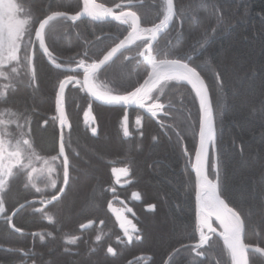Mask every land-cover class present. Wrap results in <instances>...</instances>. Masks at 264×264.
<instances>
[{"label": "trees", "instance_id": "obj_1", "mask_svg": "<svg viewBox=\"0 0 264 264\" xmlns=\"http://www.w3.org/2000/svg\"><path fill=\"white\" fill-rule=\"evenodd\" d=\"M14 1L23 6L24 13L41 19L55 11L73 14L81 10V0ZM96 1L109 8L121 3ZM173 2L175 18L159 37L158 47L164 50L177 41L181 48L191 46L197 70L210 86L219 143L218 168L212 169L210 162L209 176L214 180L219 175L229 206L236 208L246 221L244 242L264 248V0ZM162 3L163 0H142L132 8L144 19L142 27L159 22L157 13H162ZM24 13L20 14L25 18ZM51 24L50 35L57 40L56 54L64 56L81 51L94 36L103 33L121 39L127 32V26L121 25L125 30L120 34L119 22L114 20L82 18L71 26L72 21L57 19ZM111 44V40H106L97 47ZM135 51L118 55L114 63L98 73L94 80L98 87L122 94L121 85L135 82L137 72L143 73V68L137 67L135 59L125 60ZM35 65L36 83L30 84L22 73L14 87L7 89V99L0 97V112L8 109L27 118L25 131L30 135L25 138L32 141L42 160L59 151L58 138L63 131L72 179L64 198L47 206L52 221L37 211L45 207L39 203L42 198L50 199L55 194L52 189H45L42 196L25 188L24 175L9 179L4 215L11 216L25 200L36 202L14 216L12 223L21 229L20 233L0 216V264H231L224 242L216 234L211 244L203 247L202 257H197L191 248L173 255L174 249L195 245L199 239L195 232V177L191 170L199 105L193 99L191 86L173 85L157 93L163 97L160 102L171 107L152 118L133 107L98 104L78 86L71 85L66 89L64 104L70 128L61 129L53 90L56 73L38 45ZM81 75L82 72L80 79ZM8 84L9 80L0 77V91ZM89 103L92 114L86 123L84 112ZM125 114L127 137L122 122ZM137 116L140 124L136 123ZM92 127L97 128V134L91 133ZM178 132L184 137L182 140ZM185 149L189 155L184 154ZM114 166L130 169L122 184L114 180ZM58 183L63 184L62 168ZM109 201L132 210L127 211L136 225L131 241L120 228ZM148 205H154V210H149ZM88 220L93 224L80 229L79 225ZM212 225L220 230L214 219ZM70 237L76 240L71 241ZM117 237L121 239L118 241ZM109 246L115 249V255L107 253ZM249 261L264 264V256L250 250Z\"/></svg>", "mask_w": 264, "mask_h": 264}, {"label": "snow or ice", "instance_id": "obj_2", "mask_svg": "<svg viewBox=\"0 0 264 264\" xmlns=\"http://www.w3.org/2000/svg\"><path fill=\"white\" fill-rule=\"evenodd\" d=\"M140 2L142 0H121V3L109 8L103 4H96L95 0H82L81 10L74 14L67 11H55L41 19L24 13L23 6L13 3L12 0H9L6 5L4 0H0V77L10 81V84L4 85V90L0 91V97L7 99V89L14 87V82L21 77L22 73L28 78L30 84L36 83L35 56L37 45L56 73V83L53 90L61 129L65 126L70 128L64 104L66 89L71 85L78 86L82 92H86L88 96L106 105L125 108L134 105L138 109L150 113L152 117H157L166 107H171L161 103L163 97L158 96L157 93H163L165 88L173 85H190L195 94L193 99L199 105L197 143L194 160L191 164L196 176L195 232L199 234V240L195 245H181L180 248L174 249L173 255L186 248H191L197 257H202L204 255L203 247L211 244V238L217 232L212 226L214 217L222 229L218 235L223 239L224 248L231 257V264H250V250L264 253V248H252L251 245H246L243 242L242 234L246 227V221L242 219L241 213L236 208L229 206L230 202L224 194L219 175L217 174L216 180L209 179V164L211 162L212 169L218 168L217 153L219 151L210 86L206 84L205 77L197 70L198 65L194 62L195 56L190 54L191 46L181 48L179 41H177L174 46L164 50L158 47L160 44L159 37L164 34V30L169 28L170 22L175 18L173 0H163L160 5L163 11L157 13L159 22L152 23L150 27H142L144 19L137 15V12L131 10ZM17 13H24L25 18H17ZM85 15L93 21H117L119 22L117 25L118 32L123 34L125 29L121 28V25H124L127 26V35L123 39H119L118 36L113 37L102 33L99 37L94 36L93 41H86L81 51L69 56L56 54L58 46L56 36L50 35L51 22L57 19L70 20L73 22L71 26H75V22ZM161 16L162 18H160ZM202 35L207 39L206 33ZM106 40L112 41L110 47H97ZM132 49H136L134 56L125 57V60L135 59L137 67L142 66L143 73L138 71L135 82L129 81L121 85L122 94L99 90L94 83L98 73L114 63L118 55H123L124 52H130ZM191 51L194 53L195 50L192 49ZM162 56L165 58L161 59ZM69 72L73 74H64ZM80 72H83L82 80L79 78ZM140 75H143L142 80ZM217 79L220 77L217 76ZM91 110L92 105L89 103L88 109L84 112L86 123L89 122L88 117ZM163 114L167 115L166 112ZM22 119L25 121L23 124L20 123ZM122 122L124 124V136L127 137L129 135L127 114L123 117ZM140 122V117L137 116L136 123L140 124ZM27 123L28 120L22 113H12L8 109L0 112V130H2L0 137L7 138V140L0 138V216L17 233H20L21 229L12 223L14 216L18 211L36 201L25 200L23 204L13 210L11 216L4 215L6 212L4 197L11 177L17 174L24 175L25 188H32L35 193L42 196L45 189L50 188L55 192L50 199L42 198L39 203L45 207L37 209L44 214L48 221H52L53 216L47 212V206L58 203L64 198L72 179L70 174L72 164L65 151L63 131L60 134L59 151L56 155L42 160L35 153L32 141L25 138L30 135V132L25 131V124ZM13 125H15L14 129L12 128ZM181 132H183V128H181ZM181 132H178L177 136L182 140L184 137ZM91 133L97 134V128L92 127ZM184 154L189 155L186 149ZM61 168L63 172L62 185L58 183ZM112 173L116 182L119 183L121 177L129 176L130 169L127 166L113 168ZM54 175L55 178H53ZM41 184H43V188L40 187ZM133 196L137 197V194L133 193ZM111 206V201H109V208ZM148 208L154 210V205H148ZM127 211L131 212L132 210L129 208ZM92 224L93 221L88 220L86 224L81 223L79 227L85 229ZM120 226L124 230V235L131 241L133 239L131 233L136 231V225L125 220ZM33 235H41L43 238L42 234L39 233ZM135 238L141 239L139 236ZM69 239L75 241L76 237ZM100 239L101 237L98 235L96 240L99 241ZM120 239L117 237L118 241ZM107 253L116 254L112 246L107 248ZM168 264H171V261Z\"/></svg>", "mask_w": 264, "mask_h": 264}, {"label": "rangeland", "instance_id": "obj_3", "mask_svg": "<svg viewBox=\"0 0 264 264\" xmlns=\"http://www.w3.org/2000/svg\"><path fill=\"white\" fill-rule=\"evenodd\" d=\"M9 2V0H4V4L6 5L7 3ZM12 2L13 3H15L16 4V2L14 1V0H12ZM17 18H19V19H23L24 17L20 14V13H17ZM95 83V82H94ZM96 84V83H95ZM97 85V87H98V84H96ZM99 88V87H98ZM100 90H102L101 88H99ZM102 91H104V90H102ZM0 138H4L5 140H7V138L6 137H0ZM113 168H122V167H117V166H114V167H112V169ZM114 176V175H113ZM124 177H121V180H120V182L118 183V184H122L123 182H124V179H123ZM114 180H115V182H116V178L114 177ZM117 183V182H116ZM111 211H112V213H113V215L115 216V218H116V220H117V222H118V224H119V226L121 225V223H124L125 222V220H127V221H131V223L132 224H134L133 223V221H132V219L127 215V209H129L128 207H127V205H112L111 206ZM127 227H130V226H128V225H126ZM120 228H121V226H120ZM122 229V228H121ZM122 231H123V233H124V230L122 229ZM132 234V233H131Z\"/></svg>", "mask_w": 264, "mask_h": 264}, {"label": "water", "instance_id": "obj_4", "mask_svg": "<svg viewBox=\"0 0 264 264\" xmlns=\"http://www.w3.org/2000/svg\"><path fill=\"white\" fill-rule=\"evenodd\" d=\"M95 3L96 4H101V3H99V2H97L96 0H95ZM173 4H174V2H173ZM81 8H82V0H81ZM132 10V9H131ZM133 11V10H132ZM175 12V11H174ZM51 14V13H50ZM50 14H48V15H50ZM71 14V13H70ZM74 14V13H73ZM82 18H90V17H88L87 15H85L84 17H82ZM81 18V19H82ZM91 19V18H90ZM170 24H171V22H170ZM170 26V25H169ZM148 27H150V26H148ZM165 31V30H164ZM125 35H127V32H126V34ZM124 35V36H125ZM123 36V37H124ZM123 37L121 38V39H123ZM118 42V41H117ZM161 59H164V58H161ZM83 79V72H82V75H81V80ZM86 93V92H85ZM87 94V93H86ZM88 95V94H87ZM92 101H94V102H96V103H98V104H102V105H106V104H104L103 102H101V101H97L95 98H93V97H90V96H88ZM108 106H115V105H108ZM121 107V106H120ZM127 107H133V108H136V109H138L136 106H134V105H129V106H127ZM140 110V109H139ZM144 114H146V115H149V116H151V114L150 113H147L146 111H143V110H141ZM91 114H92V110H91V112H90V114H89V119L91 118ZM152 117V116H151ZM152 118H155V117H152ZM60 134H61V132L59 133V138H58V148H59V142H60ZM197 143V142H196ZM66 151V150H65ZM194 155H195V150H194V153H193V158H192V160H194ZM192 164V163H191ZM191 170H192V166H191ZM192 172H193V174H194V177H195V185H196V176H195V173H194V171L192 170ZM209 179H211L210 178V176H209ZM217 179V175H216V178H215V180ZM212 180V179H211ZM195 202H196V196H195ZM24 203V202H23ZM23 203H21V204H23ZM231 207V206H230ZM16 208H18V206L16 207ZM196 210H197V202H196ZM13 213V211L11 212V214ZM213 219L215 220V218L213 217ZM87 222H85V224H86ZM218 223V222H217ZM219 224V223H218ZM213 226V225H212ZM220 226V225H219ZM213 228H215L216 230H217V232H216V235L219 237V235H218V233L220 232V231H222V229L220 228V230H218L216 227H214L213 226ZM243 234H244V232H243ZM243 234H242V240H243V242H244V239H243ZM220 238V237H219ZM222 239V238H221ZM199 240V239H198ZM223 240V239H222ZM197 243V242H196ZM195 243V244H196ZM245 243V242H244ZM246 245H251L252 246V248H256V247H259V248H262V247H260V246H257V245H252V244H247V243H245ZM260 254H262L263 256H264V253H260Z\"/></svg>", "mask_w": 264, "mask_h": 264}, {"label": "bare ground", "instance_id": "obj_5", "mask_svg": "<svg viewBox=\"0 0 264 264\" xmlns=\"http://www.w3.org/2000/svg\"><path fill=\"white\" fill-rule=\"evenodd\" d=\"M99 89V88H98ZM100 90V89H99ZM102 91V90H101Z\"/></svg>", "mask_w": 264, "mask_h": 264}]
</instances>
